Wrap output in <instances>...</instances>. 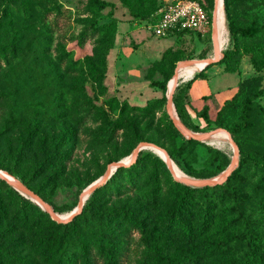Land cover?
Wrapping results in <instances>:
<instances>
[{"label":"rangeland","instance_id":"1","mask_svg":"<svg viewBox=\"0 0 264 264\" xmlns=\"http://www.w3.org/2000/svg\"><path fill=\"white\" fill-rule=\"evenodd\" d=\"M169 1L0 0V168L63 216L141 142L195 178L233 160L230 142L187 139L166 109L181 61L215 54L212 24L153 33L146 18ZM200 1L212 20L214 0ZM227 8L225 54L190 82L181 76L172 102L189 129L230 132L238 155L228 176L187 188L202 185L174 178L143 147L60 222L4 178L0 264H264V0Z\"/></svg>","mask_w":264,"mask_h":264},{"label":"water","instance_id":"2","mask_svg":"<svg viewBox=\"0 0 264 264\" xmlns=\"http://www.w3.org/2000/svg\"><path fill=\"white\" fill-rule=\"evenodd\" d=\"M214 8H213V11H212V20H211V24H212V35H213L212 36L213 37V46H214L215 52H219L220 51V48L218 47V44H216V42H215V35H214V32H215V12H214L215 9ZM220 54L222 55V53H220ZM218 57H220V56H218ZM200 59H206V63L201 67V68H203L204 66H206L209 63H211L212 61H214L217 58L216 57H212V56L211 57L210 56H207V57L200 58ZM195 60H199V59H187V60L181 61V63L186 64V63H189V62H192V61H195ZM174 76L175 77H174L173 83L171 84V86L169 87V89L167 88V91H166V96H167L166 109H167L170 117L172 118L173 122L176 125H177V122L179 124H181L182 130L185 133L186 137H192V138H196V139H199V140H202V141H207L206 139H208L213 134L214 131H218V130H221V129L222 130H225L228 133L229 142H230V144L234 148V154H233V160H232V162L225 168V171L220 176H218V177H215L214 176V177L195 178V177L188 176L186 174H184V175H177L175 173V171L173 169V166H172V163L170 161L167 162L168 168L170 169V171H171V173H172V175H173L174 178L181 179V180L185 181L188 184H192V185H204V184H216V183H220L223 179H225L228 176V174L230 173V171L236 165L235 161H236L237 155H238V146H237L236 142L233 140L230 132H228L226 129H224L222 127H215V128L210 129L208 131L196 132V131H193V130L189 129L188 127H186L181 122L180 118L177 115V112H176V114H174L171 111V106L174 107L173 102H172L173 92H174L175 86H176V84L178 83V80H179L178 79L179 78V75H178V73H177L176 70L174 71ZM143 147H150V148L151 147H155V148L163 149L167 153V155H168V152L164 148H162V146H159V145H157V144H155L153 142H141L138 145H136L134 147V149L132 150V159L131 160H134L136 158V155H137L138 151L141 148H143ZM129 162H125L123 160H118V161L114 162L113 169H112V167L110 165H108L103 175H101L100 177H98L97 179H95L94 181H92L90 184H88L84 188V190L82 191V193L80 194V196L78 198L77 206L74 207L65 216H63L60 213L54 211L53 208L46 201H44L38 194H36L35 192H33L30 188L24 186L20 182H17L15 180H10V179L6 178V176L4 175L3 170L1 168H0V176L3 177V178H5L8 182H10L11 184L15 185L19 189L24 190L25 192L29 193L34 198H36L42 204V206L44 207V209L54 219H56L57 221L60 222V221H68V220H70L74 215H76L77 213H79L81 211L82 205H83L84 200H85L84 197H83V194L84 193H86V197H87L89 195V193L95 187H97L98 185L102 184L103 182L106 181V179L109 178V176L112 174L113 170L117 166L123 165V164L124 165H127Z\"/></svg>","mask_w":264,"mask_h":264},{"label":"built area","instance_id":"3","mask_svg":"<svg viewBox=\"0 0 264 264\" xmlns=\"http://www.w3.org/2000/svg\"><path fill=\"white\" fill-rule=\"evenodd\" d=\"M147 23L153 33L166 36L178 30L204 32L211 20L200 0H173L155 8Z\"/></svg>","mask_w":264,"mask_h":264},{"label":"bare ground","instance_id":"4","mask_svg":"<svg viewBox=\"0 0 264 264\" xmlns=\"http://www.w3.org/2000/svg\"><path fill=\"white\" fill-rule=\"evenodd\" d=\"M214 7H215L214 8L215 9L214 10V12H215V32H214L215 42H216V44H218V47L220 48L219 52H215V50H214V52H215L214 57L217 58L218 56H220L222 48L229 41V27L227 28L228 24H227V19L225 17L226 15L224 13L225 9H224L223 0H214ZM224 28H227V30H225V32L223 31ZM205 63H206V59L203 60V61H192V62H189V63H186V64H182L181 66L178 67V69H176V71H177V73L179 75V78L181 76H184V75H195L196 73H198L199 71H201L203 69L201 67ZM174 77L171 79L170 86L173 83ZM171 111L174 114H176V110L174 109L173 106H171ZM177 125H178L179 128L182 129L181 124H179L177 122ZM206 140L208 142H210V141H228L229 142L228 134L226 132H223V131H220V130L214 131L213 134ZM151 148L154 149L157 153H159L166 160V162L170 161L172 163L173 169H174V171H175V173L177 175H183V173L179 170V168L172 162V159L169 156V154L167 155V153L163 149H159V148H155V147H151ZM131 159H132V157L129 158L127 160V162H129ZM3 173L6 176V178H8L10 180H15L17 182H20L18 179H16L12 175H10L8 172L3 171ZM83 197H84V199H86V193L83 194ZM34 199L37 202H39L36 198H34ZM39 204H41V203L39 202Z\"/></svg>","mask_w":264,"mask_h":264},{"label":"trees","instance_id":"5","mask_svg":"<svg viewBox=\"0 0 264 264\" xmlns=\"http://www.w3.org/2000/svg\"><path fill=\"white\" fill-rule=\"evenodd\" d=\"M225 1V11H226V15H227V21H229V22H227V24H228V27H229V33L230 32H233L234 30H233V28L231 27V20H230V16H229V12H228V8H227V0H224ZM202 3V2H201ZM159 5H161V4H158L155 8H157ZM154 8V9H155ZM153 9V10H154ZM153 10H152V12H153ZM151 12V13H152ZM151 13L149 14V16H147V21L148 20H150L151 19ZM229 18V19H228ZM187 30H178V31H174L173 32V34L172 35H178V34H180V33H182V32H186ZM243 32H250V30H248V29H243L242 30ZM232 39H233V35H232ZM232 43H234V40H233V42ZM225 54V52L222 54V56ZM209 64H207L206 66H204L203 67V69L204 68H206L207 66H208ZM202 71V70H201ZM201 71H199L198 73H196L194 76H192L190 79H188V81L187 82H190L191 81V79H193V77H195L196 75H198ZM175 90V89H174ZM173 94H174V92H173ZM175 106H176V111H177V114H178V116L181 118V114H182V112H183V109H182V105H181V103H176L175 104ZM187 139H189V138H191V139H193L192 137H186ZM216 143H222V142H216ZM145 154V151H143L142 149H140L139 151H138V153H137V155H136V158H135V160L133 161V162H131L130 164H127L125 167L127 168L129 165H131V164H133V163H135V162H137V161H139L140 159H141V157L143 156ZM157 154V153H156ZM158 155V154H157ZM120 166V165H119ZM119 166H117V167H119ZM112 176V175H111ZM0 180H2V181H5V179L3 178V177H1L0 178ZM106 182V181H105ZM104 182V183H105ZM217 184V183H216ZM215 185V184H214ZM185 186L187 187V188H191V189H194V188H197V189H199V188H207L208 186L207 185H202V186H190V185H187V184H185ZM95 189H96V187L89 193V195L86 197V200L88 201V202H91V199L93 198V194H94V191H95ZM23 197V196H22ZM23 199H24V201L25 202H27L28 204H33L34 202L31 200V199H29V198H26V197H23ZM85 201V200H84ZM84 204V203H83ZM82 207H83V205H82ZM82 211V210H81ZM46 212V211H45ZM63 223H65V222H61V224H63ZM68 262H69V264L71 263L70 262V258H69V260H68ZM246 261H244L243 263L244 264H246L245 263ZM72 264V263H71Z\"/></svg>","mask_w":264,"mask_h":264}]
</instances>
